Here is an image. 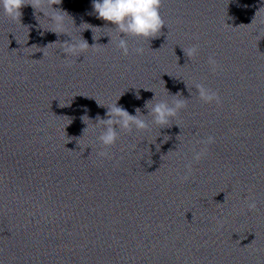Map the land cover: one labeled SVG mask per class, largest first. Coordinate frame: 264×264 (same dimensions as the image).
Segmentation results:
<instances>
[{
    "label": "clouds",
    "instance_id": "obj_1",
    "mask_svg": "<svg viewBox=\"0 0 264 264\" xmlns=\"http://www.w3.org/2000/svg\"><path fill=\"white\" fill-rule=\"evenodd\" d=\"M62 0H0V8H2L4 14L9 18L15 20L21 16V9L26 5H31L35 10L43 12L44 16L51 18V24L54 25V29L51 30L56 34L66 33L65 29V17L68 16L66 12L58 9H53V5H60ZM162 0H92L93 13L98 19L108 22L115 26L116 37L112 36L109 43H115L116 47L122 52L124 56L129 55V44L125 38H121V33L124 37H135L138 39L149 40L157 37L161 29L166 25L161 15ZM51 9V11H45V9ZM93 39L97 38L93 32ZM54 44V43H50ZM94 44L91 47L86 40H81L77 43L64 42L60 44L63 52L66 54V58L79 57L81 54L87 52L89 48L96 49ZM137 54H143L144 49L137 47L134 49ZM198 47L192 46L191 48L184 50L186 56L192 58L198 54ZM44 55V53H43ZM208 64L211 66L212 71H216L219 68L217 60L210 56L208 58ZM68 66H71L70 64ZM195 88L198 92L199 99L206 103L216 105L221 104V96L218 92L205 87L203 84H195ZM149 91V89H145ZM151 91V90H150ZM181 94H177L179 97ZM173 99L171 105L166 100L153 99L145 101L144 107L148 109V115L141 114V109H135V115L130 114L123 106H118L117 103L108 107L106 112L107 118H101L97 115L96 120L98 125L103 126V131L97 137L100 145L107 149L115 145L119 132L117 128L122 131L131 132L133 128L137 131H144L149 128L147 117H151L154 124L161 126V128L168 127L170 122L177 116L181 109L186 108L187 101L182 98ZM136 99H140L137 93ZM98 103V102H97ZM98 105H100L98 103ZM102 106V105H100ZM84 117H82V120ZM86 128L83 129V134ZM205 147L200 151L195 152L193 159L197 162L205 158L208 154V145L215 143L213 136H208L206 139L199 141ZM97 155L101 158H110L109 153L100 151ZM187 174L180 178L181 182L187 181L192 173V164L189 162L186 164ZM249 210H254L257 207L255 199L250 198V202L247 203Z\"/></svg>",
    "mask_w": 264,
    "mask_h": 264
}]
</instances>
